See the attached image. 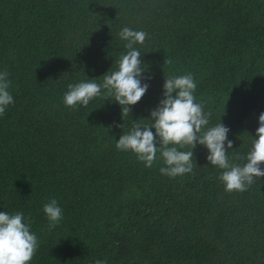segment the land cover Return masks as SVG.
<instances>
[{"label":"trees","instance_id":"trees-1","mask_svg":"<svg viewBox=\"0 0 264 264\" xmlns=\"http://www.w3.org/2000/svg\"><path fill=\"white\" fill-rule=\"evenodd\" d=\"M123 27L150 36L134 46L145 95L128 114L103 95L65 106L69 84L118 70ZM4 71L14 103L0 116V212L31 217L29 264H264V177L229 193L202 145L176 177L160 153L146 167L116 148L133 120L152 123L165 78L191 73L208 126L229 128L228 157L243 166L234 157L264 112V0H0ZM52 198L63 219L49 230Z\"/></svg>","mask_w":264,"mask_h":264},{"label":"clouds","instance_id":"clouds-1","mask_svg":"<svg viewBox=\"0 0 264 264\" xmlns=\"http://www.w3.org/2000/svg\"><path fill=\"white\" fill-rule=\"evenodd\" d=\"M119 36L126 41L127 52L121 55L118 70L105 73L102 83L90 79L69 84L63 97L65 106L73 110L78 105L87 107L91 100L103 95L105 101L111 98L118 103L122 114H128L131 112L130 106L142 99L149 87L142 80L150 77L143 76L146 69L142 66V55L134 46L144 44L150 36L145 31L129 27H123ZM165 63L170 64L171 60H165ZM8 76L7 71L0 72V116L14 103L8 90ZM196 87L191 73L165 78L163 98L150 111L152 123L133 120L130 131L116 141V148L132 151L146 167H152L157 153H160L165 165L159 169L161 174L176 177L193 171V149L202 145L208 150L207 160L210 164L223 170L219 179L225 191H246L256 178L264 177V169L261 168L264 163V112L259 114L258 138H254L250 151L246 157H234L244 159L246 163L243 166L232 163L228 157V150L233 146L228 139L230 130L222 122L208 126L212 114L206 113L202 103L196 101ZM185 146H190V150H180ZM43 212L49 221V230L63 219V210L55 198L43 205ZM30 225L31 217L26 218L23 212H0V264H29L33 259L39 241ZM95 264H107V261L96 260Z\"/></svg>","mask_w":264,"mask_h":264}]
</instances>
